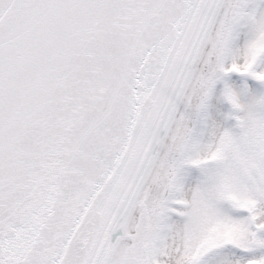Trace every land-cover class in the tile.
Wrapping results in <instances>:
<instances>
[{
  "label": "snow or ice",
  "instance_id": "1",
  "mask_svg": "<svg viewBox=\"0 0 264 264\" xmlns=\"http://www.w3.org/2000/svg\"><path fill=\"white\" fill-rule=\"evenodd\" d=\"M0 264H264V0H0Z\"/></svg>",
  "mask_w": 264,
  "mask_h": 264
}]
</instances>
